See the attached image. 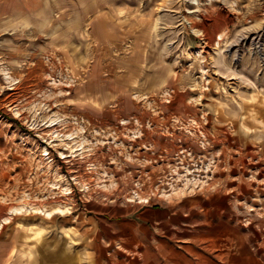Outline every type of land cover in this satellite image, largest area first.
Wrapping results in <instances>:
<instances>
[{"label": "rangeland", "instance_id": "obj_1", "mask_svg": "<svg viewBox=\"0 0 264 264\" xmlns=\"http://www.w3.org/2000/svg\"><path fill=\"white\" fill-rule=\"evenodd\" d=\"M130 222L141 264H264V0H0V264Z\"/></svg>", "mask_w": 264, "mask_h": 264}, {"label": "crops", "instance_id": "obj_2", "mask_svg": "<svg viewBox=\"0 0 264 264\" xmlns=\"http://www.w3.org/2000/svg\"><path fill=\"white\" fill-rule=\"evenodd\" d=\"M149 210V209H147ZM157 215H153L152 221H160V211L153 210ZM151 212V211H149ZM132 229L129 234H122V227L119 223L109 225L108 230L112 233L110 237L104 238L102 229L100 227L92 228L93 237L92 242L85 243L83 247V256L85 258H92V263L84 262L83 264H141L140 263V246L142 239L137 231L133 228L137 227L135 222H130ZM139 228L141 226H138ZM126 241V242H125ZM61 242L59 246L54 247L52 255H44L40 257V260H34L33 262L38 264H78L74 263V256L76 255V249L70 250L68 256L66 248H61ZM89 254V256H87ZM92 255V256H91ZM37 258V257H36Z\"/></svg>", "mask_w": 264, "mask_h": 264}]
</instances>
